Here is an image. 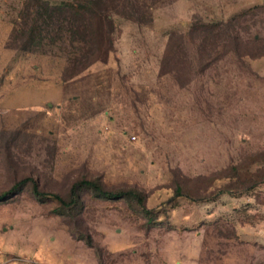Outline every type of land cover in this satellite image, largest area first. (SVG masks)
I'll use <instances>...</instances> for the list:
<instances>
[{
    "label": "rangeland",
    "instance_id": "obj_1",
    "mask_svg": "<svg viewBox=\"0 0 264 264\" xmlns=\"http://www.w3.org/2000/svg\"><path fill=\"white\" fill-rule=\"evenodd\" d=\"M25 2L0 0V193L96 180L152 220L90 192L58 214L28 182L0 202V264H264V0H120L143 20L113 14L108 56L68 80L62 46L13 39Z\"/></svg>",
    "mask_w": 264,
    "mask_h": 264
},
{
    "label": "trees",
    "instance_id": "obj_2",
    "mask_svg": "<svg viewBox=\"0 0 264 264\" xmlns=\"http://www.w3.org/2000/svg\"><path fill=\"white\" fill-rule=\"evenodd\" d=\"M119 1L69 0L51 5L42 0H26L24 11L20 14L21 25L18 27L16 25L13 39L20 42V49L23 51L44 46L50 48L62 46V50L66 52L64 77L67 80L71 79L84 73L93 64L108 56L112 46L111 36L114 31L113 14L132 18L136 23L143 20L142 6L138 9L128 8V12L123 14L119 13L116 8ZM223 29L226 30L224 27ZM223 29L194 24L188 35H194L201 42L207 36H211L215 40ZM202 47L200 46L199 49ZM172 52V46L168 44L166 56ZM28 182H31L32 196L39 202H43L47 198L58 201L60 204L57 210L58 214L76 211V215H80L84 209L81 195L83 192H90L95 199L99 200L134 202L148 216V222L152 220L149 217L151 211L144 206L145 194L136 189L107 191L96 180L82 179L73 183L67 199H64L57 194L40 192L35 181L25 178L14 183L7 191L1 192L0 202H6L21 193ZM178 190H176L175 198L182 196ZM72 235L83 241L89 248L97 249L98 259H101V251L96 248L88 233L74 231Z\"/></svg>",
    "mask_w": 264,
    "mask_h": 264
},
{
    "label": "built area",
    "instance_id": "obj_3",
    "mask_svg": "<svg viewBox=\"0 0 264 264\" xmlns=\"http://www.w3.org/2000/svg\"><path fill=\"white\" fill-rule=\"evenodd\" d=\"M132 140H135V137H132Z\"/></svg>",
    "mask_w": 264,
    "mask_h": 264
}]
</instances>
